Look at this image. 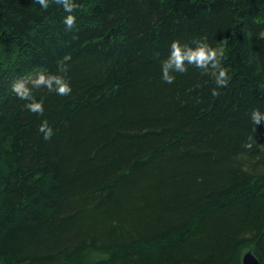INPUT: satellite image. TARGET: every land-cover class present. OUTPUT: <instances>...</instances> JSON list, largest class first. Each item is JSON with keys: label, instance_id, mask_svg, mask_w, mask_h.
I'll return each instance as SVG.
<instances>
[{"label": "trees", "instance_id": "16d2710c", "mask_svg": "<svg viewBox=\"0 0 264 264\" xmlns=\"http://www.w3.org/2000/svg\"><path fill=\"white\" fill-rule=\"evenodd\" d=\"M74 2L68 31L53 0H0V264H264V0ZM194 39L218 95L211 69L161 79ZM41 70L72 90L33 89L42 116L11 89Z\"/></svg>", "mask_w": 264, "mask_h": 264}, {"label": "clouds", "instance_id": "9594fccd", "mask_svg": "<svg viewBox=\"0 0 264 264\" xmlns=\"http://www.w3.org/2000/svg\"><path fill=\"white\" fill-rule=\"evenodd\" d=\"M41 8L47 10L49 8V0H34ZM57 5H61L67 15L63 18L62 23L68 31L74 30L76 25V16L74 9L77 8L74 0H53ZM192 45L181 44L178 40H174L170 44L169 56L161 62V79L163 82L172 84L176 76L175 73L184 74L188 71V65L196 69L208 71L213 70L214 81L217 88L212 90L213 95H218V88L226 87L229 81L227 69L221 66V53L217 49L210 47L204 39H194ZM60 71H66V66H61ZM31 85L29 87L28 85ZM46 88L49 92H55L60 96H67L71 93V87L64 76L56 74H46L41 70L35 73L34 77L25 80H17L12 83L11 89L16 96L27 103L24 105L27 111L38 115H43V100L37 101L33 95V89ZM251 120L254 124L264 121V113L259 109L251 111ZM38 132L42 133L43 139L49 140L54 132L49 125L47 119L41 121L38 125ZM251 148V144L245 145ZM264 148V145H261Z\"/></svg>", "mask_w": 264, "mask_h": 264}, {"label": "water", "instance_id": "95a60500", "mask_svg": "<svg viewBox=\"0 0 264 264\" xmlns=\"http://www.w3.org/2000/svg\"><path fill=\"white\" fill-rule=\"evenodd\" d=\"M242 264H261V262L251 251H248L242 257Z\"/></svg>", "mask_w": 264, "mask_h": 264}, {"label": "rangeland", "instance_id": "374dc122", "mask_svg": "<svg viewBox=\"0 0 264 264\" xmlns=\"http://www.w3.org/2000/svg\"><path fill=\"white\" fill-rule=\"evenodd\" d=\"M26 81V80H25Z\"/></svg>", "mask_w": 264, "mask_h": 264}]
</instances>
